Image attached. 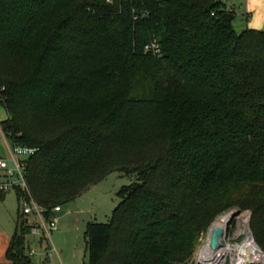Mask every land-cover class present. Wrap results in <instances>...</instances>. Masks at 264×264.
<instances>
[{
  "label": "trees",
  "instance_id": "trees-1",
  "mask_svg": "<svg viewBox=\"0 0 264 264\" xmlns=\"http://www.w3.org/2000/svg\"><path fill=\"white\" fill-rule=\"evenodd\" d=\"M234 19L222 0H0L1 131L39 148L31 197L133 178L87 222L89 264H178L234 207L264 250V30ZM17 219L6 264H33Z\"/></svg>",
  "mask_w": 264,
  "mask_h": 264
},
{
  "label": "rangeland",
  "instance_id": "rangeland-1",
  "mask_svg": "<svg viewBox=\"0 0 264 264\" xmlns=\"http://www.w3.org/2000/svg\"><path fill=\"white\" fill-rule=\"evenodd\" d=\"M222 1L226 9L234 12V27L237 32H241L245 28L264 30V0ZM6 117L5 106L0 101V150L1 154L7 157L13 143L8 138L3 137L1 133V122ZM132 179V176L126 174L124 170L114 168L105 177L82 191L75 199L61 204L62 214L58 215L57 229L51 234L52 245L59 252V256L53 252V256L48 257L45 250L46 244H41L38 237H31L30 246L37 251L31 256L33 264H89L85 238L87 222H107L122 200L119 191ZM19 209L20 205L14 190L7 192L5 198L0 196V249L3 239L6 237L5 233H9L10 229L15 227L16 214ZM237 210L238 208L234 207L224 214L232 211L234 213ZM249 217V210H241L235 213L223 233V245L243 239L249 224ZM211 226L198 241L192 255L178 264L208 263L207 259H203L204 257L201 256V251L207 244ZM212 255L210 253L209 259L212 258Z\"/></svg>",
  "mask_w": 264,
  "mask_h": 264
},
{
  "label": "built area",
  "instance_id": "built-area-1",
  "mask_svg": "<svg viewBox=\"0 0 264 264\" xmlns=\"http://www.w3.org/2000/svg\"><path fill=\"white\" fill-rule=\"evenodd\" d=\"M146 48L156 54L161 53L157 44ZM38 149V147L13 143L9 156L0 157V193L10 190L21 191L19 201L21 220L29 225V236L38 237L39 242L41 238L45 239L48 244V247L45 248L46 254L51 257L53 252H57L52 245L51 234L57 229L58 213L62 208L60 204H57L48 210L30 195L24 158L36 153ZM27 245V253L31 257L37 251L30 246V242ZM221 248H223V253L220 259L215 263L210 262L211 264H264V250L255 241L249 224L242 240L228 242L224 245L221 243Z\"/></svg>",
  "mask_w": 264,
  "mask_h": 264
},
{
  "label": "bare ground",
  "instance_id": "bare-ground-1",
  "mask_svg": "<svg viewBox=\"0 0 264 264\" xmlns=\"http://www.w3.org/2000/svg\"><path fill=\"white\" fill-rule=\"evenodd\" d=\"M230 216L231 215L229 213L224 214V215H220L213 222V224L209 230V233H208L207 244L205 245V247L201 251V256L204 257L203 259H207L206 261L208 263H206V264H211L212 262L215 263V261L220 259V256L223 253V248H221L223 233H224L225 229L227 228L228 220H229ZM219 228H222V230H223V233L221 235L217 234V230ZM216 241L219 242L218 245H215ZM210 253L213 254L211 259H209Z\"/></svg>",
  "mask_w": 264,
  "mask_h": 264
},
{
  "label": "crops",
  "instance_id": "crops-1",
  "mask_svg": "<svg viewBox=\"0 0 264 264\" xmlns=\"http://www.w3.org/2000/svg\"><path fill=\"white\" fill-rule=\"evenodd\" d=\"M7 113V112H6ZM1 133H2V135H3V137H5L4 136V134H3V132L1 131ZM6 138V137H5ZM2 156H4V155H2ZM15 191V190H14ZM9 192V191H8ZM7 193V192H6ZM6 193H4L3 195H1V197H4L5 198V194ZM16 193V192H15ZM16 197H17V195H16ZM20 214V209L17 211V214H16V224H15V227H14V229H10V231H9V233L7 232V233H5V235H6V237L3 239V241H2V243H1V249H0V264H6V262H7V260H6V255H5V252H6V249L8 248V246H9V243H10V240H11V237H12V235L14 234V232L16 231V228H17V217H18V215ZM56 230V229H55ZM54 230V231H55ZM31 237H33V236H29V240L31 239ZM54 246V245H53ZM55 247V246H54ZM57 250V249H56ZM58 256H59V252L57 251V252H55ZM52 256H53V254H52ZM51 256V257H52Z\"/></svg>",
  "mask_w": 264,
  "mask_h": 264
},
{
  "label": "water",
  "instance_id": "water-1",
  "mask_svg": "<svg viewBox=\"0 0 264 264\" xmlns=\"http://www.w3.org/2000/svg\"><path fill=\"white\" fill-rule=\"evenodd\" d=\"M239 211H241V210L238 209V210L235 211L234 213H233V211H232V212H229V214H230L231 216H230V218H229L228 224H229V222H230V219L235 215V213H238ZM61 214H62V212H59V213H58V215H61ZM222 233H223L222 228H219V229L217 230V234H218V235H221ZM218 244H219V242L216 241V242H215V245H218Z\"/></svg>",
  "mask_w": 264,
  "mask_h": 264
}]
</instances>
